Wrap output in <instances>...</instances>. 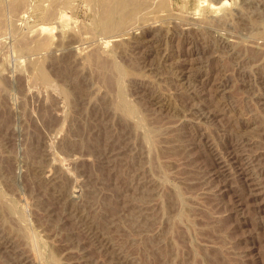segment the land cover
<instances>
[{"label":"rangeland","instance_id":"obj_1","mask_svg":"<svg viewBox=\"0 0 264 264\" xmlns=\"http://www.w3.org/2000/svg\"><path fill=\"white\" fill-rule=\"evenodd\" d=\"M0 264H264V0H0Z\"/></svg>","mask_w":264,"mask_h":264},{"label":"bare ground","instance_id":"obj_2","mask_svg":"<svg viewBox=\"0 0 264 264\" xmlns=\"http://www.w3.org/2000/svg\"><path fill=\"white\" fill-rule=\"evenodd\" d=\"M205 2V1H204ZM204 6V5H203ZM40 71V70H39ZM39 76H40V74H39ZM43 77V76H42ZM45 79V78H44ZM128 109V108H127ZM131 114V113H130ZM228 161V160H227ZM231 162V161H230ZM221 165H222V163H221ZM228 167V166H227ZM223 169H224V167H223ZM229 171V170H228ZM250 184V183H249ZM250 186L252 187V190H254L255 192H256V189H257V184H253V183H251L250 184ZM251 191V190H250ZM251 193V192H250Z\"/></svg>","mask_w":264,"mask_h":264}]
</instances>
